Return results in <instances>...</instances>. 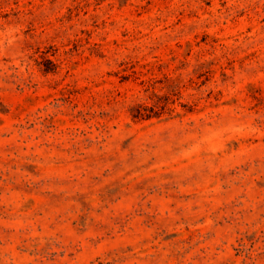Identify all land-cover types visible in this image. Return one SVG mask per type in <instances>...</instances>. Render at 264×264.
Instances as JSON below:
<instances>
[{"label":"rangeland","instance_id":"1","mask_svg":"<svg viewBox=\"0 0 264 264\" xmlns=\"http://www.w3.org/2000/svg\"><path fill=\"white\" fill-rule=\"evenodd\" d=\"M0 264H264V0H0Z\"/></svg>","mask_w":264,"mask_h":264},{"label":"trees","instance_id":"2","mask_svg":"<svg viewBox=\"0 0 264 264\" xmlns=\"http://www.w3.org/2000/svg\"><path fill=\"white\" fill-rule=\"evenodd\" d=\"M151 115L147 114V113H141L139 112L138 115H135V117H142V118H148L150 117Z\"/></svg>","mask_w":264,"mask_h":264}]
</instances>
